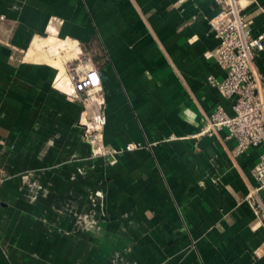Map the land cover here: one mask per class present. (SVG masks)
<instances>
[{
  "label": "crops",
  "instance_id": "1",
  "mask_svg": "<svg viewBox=\"0 0 264 264\" xmlns=\"http://www.w3.org/2000/svg\"><path fill=\"white\" fill-rule=\"evenodd\" d=\"M240 1L252 34L264 31V0ZM218 10L0 0V264H264L246 201L261 148L236 155L226 128L195 135L218 105L234 113L209 83L226 77L208 56ZM71 65L98 69L100 127ZM255 66L264 73V49Z\"/></svg>",
  "mask_w": 264,
  "mask_h": 264
},
{
  "label": "built area",
  "instance_id": "2",
  "mask_svg": "<svg viewBox=\"0 0 264 264\" xmlns=\"http://www.w3.org/2000/svg\"><path fill=\"white\" fill-rule=\"evenodd\" d=\"M215 2L219 5V10L210 18L209 24L218 39V45L208 56L213 57L226 71V77L222 81L210 77L209 83L223 96L235 98L234 113L228 114L223 106L218 105L195 135H211L226 128L228 137L236 140V155L245 153L251 147L261 148L258 163L253 170L256 185L246 196V201L250 204L255 218L264 225V202L260 197V192L264 191V73L259 72L255 66L256 54L264 49V31L252 34L250 20L240 0ZM70 73L74 79L73 89L85 92L84 102L96 108L95 124L100 127L104 120L98 106V97L95 95L101 85L98 69L88 66L80 71L71 65ZM91 127L93 124L89 125ZM100 139V134L92 136L93 142L97 144ZM138 145L129 143L125 149L131 150ZM101 148L98 145L99 151ZM111 152L115 153L116 150Z\"/></svg>",
  "mask_w": 264,
  "mask_h": 264
},
{
  "label": "bare ground",
  "instance_id": "3",
  "mask_svg": "<svg viewBox=\"0 0 264 264\" xmlns=\"http://www.w3.org/2000/svg\"><path fill=\"white\" fill-rule=\"evenodd\" d=\"M54 40L55 39L53 38H49L45 40L46 44L50 46L52 51L56 53L58 50L63 49L67 51L71 57L75 55V49H74L75 46L73 44L67 43L62 40H58V41H54Z\"/></svg>",
  "mask_w": 264,
  "mask_h": 264
},
{
  "label": "rangeland",
  "instance_id": "4",
  "mask_svg": "<svg viewBox=\"0 0 264 264\" xmlns=\"http://www.w3.org/2000/svg\"><path fill=\"white\" fill-rule=\"evenodd\" d=\"M61 50V49H60ZM64 52V51H63ZM53 53H55L54 51H53ZM70 60V59H69Z\"/></svg>",
  "mask_w": 264,
  "mask_h": 264
}]
</instances>
